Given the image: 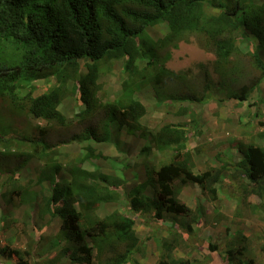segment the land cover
<instances>
[{"label": "trees", "instance_id": "16d2710c", "mask_svg": "<svg viewBox=\"0 0 264 264\" xmlns=\"http://www.w3.org/2000/svg\"><path fill=\"white\" fill-rule=\"evenodd\" d=\"M156 26L164 27L166 34L155 41L148 29ZM192 36L202 49L215 56L214 70L223 83L228 79L232 57L248 46L242 55L247 54L258 77L236 91L230 90V99L244 101L264 80V0H0V98L7 99L14 109L25 108L33 118L63 127L66 118L60 108L68 95H75L83 107L76 115L81 120L100 107L96 82L101 65L121 62L126 75L119 98L102 104L106 111L98 122L103 134L91 126L68 140L81 144L83 153L66 167L65 178H59L62 166L50 157L46 131L27 139L36 159L43 162L36 182L48 183L40 214L57 217L61 222L52 240L60 248L56 259L66 258L70 264H131L133 255L141 250L135 220L147 222L148 216L157 221L169 218L173 232L169 233L171 239L160 241L156 264H191L188 259L175 257L174 252L186 244L183 233L187 240L195 236L193 224L202 218L203 210L198 206L191 211L180 202L181 190L195 185L216 201L219 185L227 175L236 180L240 204L264 221V134L261 144L238 148L242 154L239 161L194 173L186 151L187 132L168 124L149 141L159 152H173L171 162L157 170H146L145 180L126 192L124 208L116 207L103 217L96 213L102 206L118 205L125 181L120 175L103 173L98 166L92 171L83 169V162L101 158L91 143L107 142L116 123L129 134H142L145 107L135 98V92L150 86L160 98L169 82L182 84L183 74L166 67L171 56L168 48ZM82 61L86 70L83 75L79 73ZM51 78L54 85L33 97L32 83ZM204 79L201 93L192 86L168 99L181 104L205 102V94L210 91L207 72ZM6 141L0 133V144ZM147 150L145 145L143 152ZM249 198L257 203H250ZM175 226L181 233L173 230ZM238 248L241 250L229 246L220 264H243L240 257L245 247ZM216 250V245L205 247L212 258L217 256ZM0 251L20 256L7 247ZM140 253L145 257V252ZM206 258L193 264H206Z\"/></svg>", "mask_w": 264, "mask_h": 264}, {"label": "rangeland", "instance_id": "374dc122", "mask_svg": "<svg viewBox=\"0 0 264 264\" xmlns=\"http://www.w3.org/2000/svg\"><path fill=\"white\" fill-rule=\"evenodd\" d=\"M260 1L263 0H255L256 3ZM148 33L156 41L166 34V29L156 26L148 29ZM251 37V42L256 45V39ZM168 51L171 56L166 63L167 69L183 74L185 79L182 84L169 82L160 98L150 86L135 92V98L145 107V115L141 119L143 136L129 134L125 127H118L116 123L110 130L107 142L91 143L101 158L88 159L82 164L85 170L92 171L98 166L103 173L120 175L125 181L118 205L109 204L99 208L96 213L101 217L116 207H125L126 192L145 180L146 170H157L174 158V153L169 149L159 152L149 141L151 135L163 125L178 126L187 132L186 151L190 153L194 173H202L210 167L219 169L221 163L228 161L235 163L242 158L238 148L263 142L264 80L244 101L228 97L230 90L236 91L258 77L247 54L242 55L248 51V46L242 48V53L240 51L232 57L225 83L214 70L215 56L202 49L193 36L187 41H180L176 47H169ZM84 63L82 61L80 64L81 75L86 73ZM205 72L210 86V91L205 94V102L181 104L168 99L170 95L188 91V87L192 86L201 93ZM125 77L121 62L101 65L96 82L99 86L96 97L100 107L91 117L86 116L85 120H81L76 115L83 107L78 104L75 95H68L60 108L66 118L63 127L35 119L25 108L16 110L7 99L0 98V133L2 139L7 140L0 144V212L10 216L7 222L0 224V249L7 247L18 251L21 257L19 260L18 256L0 251V264H20V261L27 264H70L66 258H55L60 248L55 247L52 240L56 238L61 222L57 217L40 214L39 208L47 195L48 183L36 182L43 162L36 159L27 139L40 136L41 130L46 131L45 139L51 147L50 157L61 164L59 178H65L66 167L83 153L81 144L68 140L91 126L96 127L97 133L103 134L102 124L98 122L106 111L102 104L112 103L119 98ZM54 82L52 78L33 82L32 96L46 92ZM182 108L184 112H181ZM145 145L148 146L147 152H143ZM235 181L230 175L223 179L216 201H211L195 185H188L181 190L180 202L191 211L201 206L203 216L193 224L195 236L192 239L187 240L188 236L183 233L186 244L175 250V257L188 259L193 264L203 261L205 256L206 264H220L225 259L226 249L232 245L239 250L238 247H245L240 257L243 264L249 261L251 264H264V221L262 216L250 215L246 207L240 204V190L235 186ZM146 193L149 196L152 194L150 190ZM8 197L10 201L6 202ZM248 201L257 203L253 198ZM145 219L147 222L135 220L141 250L133 255L131 264H156L160 241L171 239L170 234H173L169 218L157 221L147 216ZM173 230L181 233L178 226ZM239 234L240 239L237 238ZM242 238L246 240L242 241ZM207 244L217 246L215 252L218 253L214 258L207 256ZM141 251L145 252V257Z\"/></svg>", "mask_w": 264, "mask_h": 264}, {"label": "crops", "instance_id": "0c3cea01", "mask_svg": "<svg viewBox=\"0 0 264 264\" xmlns=\"http://www.w3.org/2000/svg\"><path fill=\"white\" fill-rule=\"evenodd\" d=\"M10 201L9 197L8 199L6 200V202ZM6 202H3L2 204H5ZM9 215L8 213H4L3 211L0 212V224L3 225V223L7 222L9 220Z\"/></svg>", "mask_w": 264, "mask_h": 264}]
</instances>
